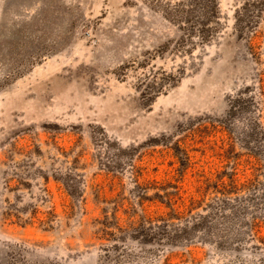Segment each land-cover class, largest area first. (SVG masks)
I'll use <instances>...</instances> for the list:
<instances>
[{"label": "rangeland", "instance_id": "374dc122", "mask_svg": "<svg viewBox=\"0 0 264 264\" xmlns=\"http://www.w3.org/2000/svg\"><path fill=\"white\" fill-rule=\"evenodd\" d=\"M213 213L238 241L139 234ZM262 238L264 0H0V264H264Z\"/></svg>", "mask_w": 264, "mask_h": 264}, {"label": "trees", "instance_id": "16d2710c", "mask_svg": "<svg viewBox=\"0 0 264 264\" xmlns=\"http://www.w3.org/2000/svg\"><path fill=\"white\" fill-rule=\"evenodd\" d=\"M235 187V186H233ZM225 186L223 185V190ZM228 202L225 200H222L221 203ZM223 208L219 207L216 210L220 212ZM222 212V211H221ZM175 215H179V213H175ZM213 214H209L206 216H202L201 214H198L197 217L194 218L192 225H190V222H186L185 225H175V224H162V225H153L152 227L148 228L147 230H143L142 232H139L141 236V240L143 242H155V241H163L166 239L170 243H174L179 238L185 239V241H190L191 239L188 238L190 232L195 231L197 233H203V238H207V235H210L212 239L216 240L217 244H221L222 242L227 243H235V242H230L231 236H233L234 232H231L232 227H230V221L227 222V226H225V232L223 230L218 231L217 227L213 223ZM210 220V222H209ZM255 227H259V225L255 224ZM215 227V228H214ZM215 230V231H213ZM225 233L222 235V233ZM230 235V236H229ZM234 241L238 237V234H235L234 236ZM207 240V239H205ZM264 241V238H262ZM237 243V242H236ZM264 243V242H263Z\"/></svg>", "mask_w": 264, "mask_h": 264}]
</instances>
